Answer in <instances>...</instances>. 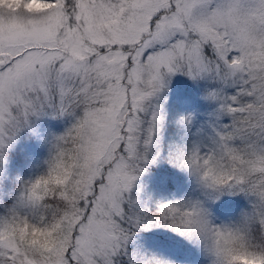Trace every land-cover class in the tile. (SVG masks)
I'll use <instances>...</instances> for the list:
<instances>
[{"label":"snow or ice","instance_id":"obj_1","mask_svg":"<svg viewBox=\"0 0 264 264\" xmlns=\"http://www.w3.org/2000/svg\"><path fill=\"white\" fill-rule=\"evenodd\" d=\"M0 264H264V0H0Z\"/></svg>","mask_w":264,"mask_h":264}]
</instances>
